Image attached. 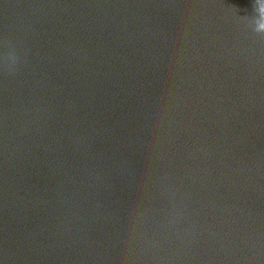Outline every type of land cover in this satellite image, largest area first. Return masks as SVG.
I'll list each match as a JSON object with an SVG mask.
<instances>
[{"label":"water","instance_id":"95a60500","mask_svg":"<svg viewBox=\"0 0 264 264\" xmlns=\"http://www.w3.org/2000/svg\"><path fill=\"white\" fill-rule=\"evenodd\" d=\"M257 0H81L0 55V264H264Z\"/></svg>","mask_w":264,"mask_h":264},{"label":"clouds","instance_id":"9594fccd","mask_svg":"<svg viewBox=\"0 0 264 264\" xmlns=\"http://www.w3.org/2000/svg\"><path fill=\"white\" fill-rule=\"evenodd\" d=\"M255 10L258 13V20L256 21L255 31L264 34V0H257Z\"/></svg>","mask_w":264,"mask_h":264}]
</instances>
